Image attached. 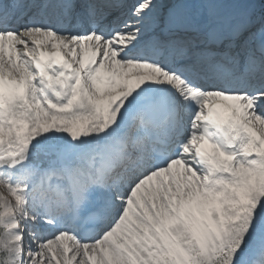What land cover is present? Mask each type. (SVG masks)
<instances>
[{
	"label": "snow or ice",
	"instance_id": "6c2138e0",
	"mask_svg": "<svg viewBox=\"0 0 264 264\" xmlns=\"http://www.w3.org/2000/svg\"><path fill=\"white\" fill-rule=\"evenodd\" d=\"M0 264H264V0H0Z\"/></svg>",
	"mask_w": 264,
	"mask_h": 264
}]
</instances>
